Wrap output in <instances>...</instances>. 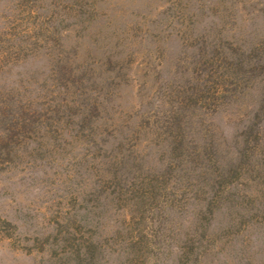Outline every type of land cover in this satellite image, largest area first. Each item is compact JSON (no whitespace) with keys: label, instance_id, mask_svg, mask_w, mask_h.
I'll use <instances>...</instances> for the list:
<instances>
[{"label":"rangeland","instance_id":"374dc122","mask_svg":"<svg viewBox=\"0 0 264 264\" xmlns=\"http://www.w3.org/2000/svg\"><path fill=\"white\" fill-rule=\"evenodd\" d=\"M0 264H264V0H0Z\"/></svg>","mask_w":264,"mask_h":264}]
</instances>
